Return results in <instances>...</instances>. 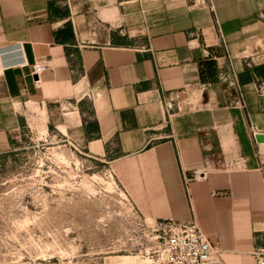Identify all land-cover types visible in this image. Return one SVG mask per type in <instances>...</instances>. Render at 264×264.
<instances>
[{"label": "crops", "instance_id": "crops-1", "mask_svg": "<svg viewBox=\"0 0 264 264\" xmlns=\"http://www.w3.org/2000/svg\"><path fill=\"white\" fill-rule=\"evenodd\" d=\"M113 1L98 13L129 29L85 43L88 15L75 0H0V155L21 126L18 105L42 101L53 125V87L86 89L92 141L105 150L116 140L117 176L139 213L194 216L222 264H254L264 245V142L250 130L264 136V0ZM195 171L203 179L185 182Z\"/></svg>", "mask_w": 264, "mask_h": 264}, {"label": "rangeland", "instance_id": "rangeland-1", "mask_svg": "<svg viewBox=\"0 0 264 264\" xmlns=\"http://www.w3.org/2000/svg\"><path fill=\"white\" fill-rule=\"evenodd\" d=\"M75 3L88 15L85 43L129 29L98 13L113 0ZM133 25L136 32L142 24ZM73 88L53 87V125L42 101L17 106L21 126L0 155V264H152L154 220L139 213L117 176L116 140L105 150L92 141L91 96Z\"/></svg>", "mask_w": 264, "mask_h": 264}, {"label": "built area", "instance_id": "built-area-1", "mask_svg": "<svg viewBox=\"0 0 264 264\" xmlns=\"http://www.w3.org/2000/svg\"><path fill=\"white\" fill-rule=\"evenodd\" d=\"M198 1L196 0V3ZM206 1L202 0L200 3H205ZM259 16L264 20V12H261ZM45 68V64H36L33 69V75L39 76ZM229 85L235 92L236 104L242 105L241 89L237 82L231 78ZM259 91H264V83L260 84ZM176 97L177 94H175V97L170 95L168 99L164 97L165 105L168 109L173 108V102ZM250 130L253 138H255L256 130L252 125ZM192 179L202 180L203 176L195 171L192 178L185 177V182ZM152 229L158 233L157 245L148 252V258L152 264H222V249L218 244L212 242L203 231L196 217L193 216L190 220H154ZM256 234L257 240L264 241V218L263 228L256 230ZM251 256L254 264H264V245L255 246L251 251Z\"/></svg>", "mask_w": 264, "mask_h": 264}, {"label": "water", "instance_id": "water-1", "mask_svg": "<svg viewBox=\"0 0 264 264\" xmlns=\"http://www.w3.org/2000/svg\"><path fill=\"white\" fill-rule=\"evenodd\" d=\"M256 140H257V142H264V136L258 134V135H256Z\"/></svg>", "mask_w": 264, "mask_h": 264}]
</instances>
